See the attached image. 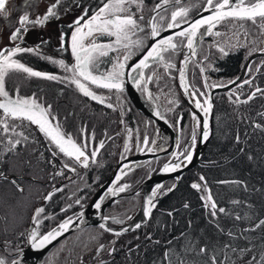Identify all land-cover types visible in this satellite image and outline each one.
<instances>
[{
  "label": "flooded vegetation",
  "instance_id": "af4514ba",
  "mask_svg": "<svg viewBox=\"0 0 264 264\" xmlns=\"http://www.w3.org/2000/svg\"><path fill=\"white\" fill-rule=\"evenodd\" d=\"M36 1L38 7L32 10ZM106 2L108 0H60L57 4V0H6L4 10L0 11V42H4L0 50L16 46L33 48V52L17 53L13 59L35 71L60 77L58 80H49L28 76L21 70H8L4 77L5 90L13 99L17 96L35 98L44 107L50 106L54 123H59L61 131L71 135L77 144L86 143V154L89 156L88 165L85 167L83 158L76 161L60 153L58 147L37 125L27 120L6 118L0 109V121H6L8 126L13 123L16 132L22 131L23 124H27L34 132V139L28 142L32 143L36 154L33 157L34 168L28 167L26 172L24 165L30 159L26 162L23 160L21 173L10 172L12 165L7 164L9 156H1L0 164L3 166L4 163V166L0 167V187L4 185V188H0V194L3 195L5 189L10 187L18 190L12 183L13 180L23 189L18 190L19 193L25 192L26 187L38 184V205L29 221V232L24 234L27 242L16 251L7 250L6 246L9 245L5 243L3 249L9 258L6 262L12 264L16 255L28 245L33 229L41 236L57 223L82 212L94 201L95 204H101L98 210L106 228L101 229V223H97L68 234L52 247L41 264H120L124 256H146L150 258V264H155V261L156 264H214L213 258L215 264H218V245L211 251L203 243L204 225L201 228L204 224L203 215L209 223H216L215 217L210 215L215 209L211 208V201L206 197L210 193L216 208L218 197L213 196L207 179V195L201 188L198 190L192 187L194 183L200 185L201 177L205 176L203 168L208 160L205 158L208 146L203 157L187 169L184 167L189 161L182 153L187 150L192 154L199 144L201 122L196 111L202 110L195 106V101L200 100L204 104L209 98L205 80L207 85H225L241 74L251 56H248L249 50L245 54L247 44L251 43H245L241 38L249 40L250 25L255 23L251 19L226 18L215 24L211 31L203 26L193 37V47L188 48V37H181L176 33L191 31L192 20L208 9L206 0H167L166 3L165 0H142L139 10L135 4H125L124 7L130 10L121 15L135 14L138 25L128 30L127 39L122 38L117 44L115 36L94 32L83 41L85 46H90L93 42L98 45H111V48L98 49L93 53L95 59L89 66L92 75L103 80L114 71V65L118 62L125 64L121 70L123 75L119 77L122 90L104 88L79 77L90 91L103 98L104 102L101 103L84 95L73 82V73L65 71L52 61L62 59L70 67L75 65L76 60L71 51L74 27L69 26L86 10L87 16L84 19L87 20ZM52 5H57L53 9L56 15L44 20ZM157 5L160 7L157 8ZM181 9L187 10V15L183 18L177 17V27L168 28V24L173 23L172 13ZM141 16L143 19H140ZM25 17L27 19H23ZM256 21L260 25L264 24V20L259 21L257 18ZM153 23L160 31V35L155 38L151 36ZM239 23L246 25L242 33L238 28ZM17 29L20 31L16 39H11L12 33ZM4 31L8 34H4ZM83 31H87V28ZM237 32L239 35L236 44L233 43L230 47L221 45V41L227 43ZM169 36L173 38L176 48L162 52V59L150 60L147 68L136 70L135 65L151 45ZM136 41L141 43L137 45ZM261 41L264 42V38ZM36 46L39 48L36 49ZM194 50L195 55L192 52ZM100 51L107 52V55H100ZM129 52L131 55L125 61L124 57ZM235 57L238 59V67L233 70L229 65H232ZM252 61L236 87L214 94V130L209 143L215 136L219 99H242L243 96L238 92L240 88L248 89L249 84L243 82L251 81ZM207 63H211L212 67ZM141 76L143 78L138 79ZM16 84L19 86H15ZM202 84L205 91L202 90ZM257 88L264 90V86L259 85L251 92H255ZM132 95L140 100L139 106ZM2 99L4 98L0 97ZM194 114L198 117L199 124L193 118ZM193 129L196 132L195 142L192 141ZM9 131L5 132L4 123H0V148L1 144L9 140L5 139L3 133L9 135ZM26 136L30 138L32 135ZM22 140L20 139V143ZM101 141L103 147L100 146ZM20 143L17 146L21 153L24 148L19 146ZM93 150L97 153L94 158L91 157ZM139 155H142L139 161H130ZM176 163H180L181 167L175 171L163 170L166 164ZM122 164L125 166L118 170ZM64 165L68 167L65 168ZM160 175L162 180L155 182ZM21 180L30 183H20ZM235 181L236 179L227 177L216 180L221 184ZM121 187H124V191H120ZM55 189L60 191H54ZM154 190L156 196L152 197ZM50 192H54V195L46 200L45 197ZM149 197H152L155 206L147 217L135 220L140 211L149 206ZM41 207L44 212L37 218V224L33 216L36 209ZM134 222L140 227L118 232V229ZM204 228L206 232L212 227L209 225ZM100 244L105 247L98 253ZM225 245L224 255L219 253L225 257L221 260L234 264V253L228 252L232 245ZM175 256H184L186 259L182 258V261L175 263ZM258 264H264V258Z\"/></svg>",
  "mask_w": 264,
  "mask_h": 264
},
{
  "label": "snow or ice",
  "instance_id": "6c2138e0",
  "mask_svg": "<svg viewBox=\"0 0 264 264\" xmlns=\"http://www.w3.org/2000/svg\"><path fill=\"white\" fill-rule=\"evenodd\" d=\"M60 0H57V4H59ZM167 0H165V3ZM208 9L212 12V15L196 20L194 23L191 24L190 28L191 31L185 30L181 31L179 33H176V35L184 37H188V48L193 47V37L197 35V32L201 29L203 26H207L208 30L211 31V28L215 25L220 23L222 20L226 18H239V19H251L253 23L256 22L257 18H260L261 20H264V0H247V3L245 0H206ZM6 0H0V11L4 10L5 8ZM125 4L132 5L135 4L137 6V9L139 10L142 5V0H108V2L103 3V6L100 7L94 14L89 17L87 20H85V16H87V10L85 13L78 17L77 20L73 21V24L69 27H74V31L71 34V51L73 56L75 57L76 63L73 66H69L65 64L64 60H58V61H52L53 63H58L60 67L64 68L65 71H71L73 73V82L76 84V86L79 88L81 92L84 93L86 96H90L93 100H99L101 103L104 102L103 98L98 97L95 95L92 91H90L84 83L81 82L79 77H82L85 81H91L92 84H96L98 86H102L104 88L108 89H118L122 90V82L119 80V77L123 75V72L121 71L125 64L123 62H118L117 65H114V71L109 73L107 77H105L103 80L100 77H97L95 75H92V73L89 71V66L94 62L95 57L93 56V53L96 52L98 49H107L111 48L110 44H103L98 45L96 43H92L90 46H85L83 41L86 37H90L93 35L94 32H98L101 34H106L109 36H115L116 43L119 44L121 42V39H127V32L130 28H136L138 27L137 21L135 19V14L132 15H121V13L128 11L130 9H126L124 7ZM57 5H52L48 12L44 16V20H47L49 16H55V12L53 9ZM157 8L160 7V5L156 6ZM187 15V10L181 9L180 11L173 12L172 13V21L173 23L168 24V28H175L178 26L176 23L177 17L183 18ZM23 19H27L26 17ZM140 19H143L141 16ZM81 21H84V24H81ZM41 22V21H38ZM261 27H264V25H261ZM84 28H87V31H83ZM142 30V29H141ZM20 31V29H17L16 32L12 33L11 39H16L17 33ZM160 35V31L157 29V26L153 23L151 25V36L153 38ZM216 35H219V33H216ZM61 42L62 45L64 43V35L61 36ZM137 45H139L141 42L136 41ZM127 47V45H125ZM39 46H36V49H38ZM176 44L173 43V38L171 36L161 39L156 43H153L151 47L147 50L146 54L143 55V58L139 60L138 64L135 65L136 70H140L143 68L148 67V62L153 59H162L161 53L164 51H167L168 49H175ZM221 52H224L223 48L219 49ZM33 48H21L19 46H16L15 48L11 49H5L0 50V97H3L4 99L0 100V109L3 110V113L5 114V117L13 118V119H20V120H27L31 124H35L38 126L39 130L45 134V136L49 137L50 140L58 147L59 152L65 154L66 156L70 158H74L76 161H81V158H83V165L87 167L89 162V156L86 154L88 145L86 143L84 144H77L75 140L72 139L71 135L66 134L61 131V125L59 123H54L55 118L52 116L50 109V106L47 108L41 105L37 102L35 98L27 99V98H20L17 96V98L13 99L9 96V93L5 90L4 87V77L8 70H21L24 73H26L28 76L31 77H43L49 80H58L60 77L56 75H51L45 72L35 71L31 67L25 66V64L21 63L20 61L13 59V57L17 53L22 52H33ZM100 55H107V52L100 51ZM131 55V52H129L127 55H125L124 60L127 61ZM48 59H51L48 57ZM169 67L171 65H168ZM143 77H139L138 79H142ZM239 78H237L238 80ZM230 84H235L236 81H229ZM244 84H250L251 81L245 80L243 82ZM206 87H224L226 85H205ZM243 85H240L242 87ZM262 90L257 88L255 92H253L249 97L248 100H251L255 97V95L258 92H261ZM201 95H204L201 93ZM247 103L248 101H244ZM206 105V106H205ZM195 106L197 108H200L204 114L205 117H207V114L211 110V102L210 99L206 100L204 104L201 103L200 100L195 101ZM111 107V105H109ZM194 119L197 120V124H199L198 117L193 116ZM0 123H4V131H9V126L6 121H0ZM208 121L207 119H204L203 121V138L207 139L208 136ZM20 135H23L22 133ZM67 137V138H66ZM192 141H196V132L195 129H193L192 133ZM20 141L16 140L15 144H19ZM147 143V141H145ZM13 145V147L15 146ZM101 147H103V141H101ZM127 147V146H126ZM151 150V149H149ZM96 150H93L91 152V157L94 158L96 156ZM55 155V153H54ZM184 158L188 161L192 160V154L190 151H185L182 153ZM179 157H177V160ZM65 168L68 167V165H64ZM181 164L176 163L173 165L166 164L164 166V171H175L176 169L180 168ZM74 171V169H73ZM2 175V174H0ZM119 179V177H117ZM201 180H203V177H201ZM12 183L16 185L18 190L23 191L22 188L18 184H16V181L13 180ZM127 187V186H125ZM193 188L200 189L201 185L199 184H193ZM54 191H60V189H55ZM120 191H124V187L120 188ZM114 194V193H113ZM52 195H54V192H50L45 199H51ZM156 196V191L154 190L152 193V197ZM152 197H149L148 204L149 207L145 209V214H149L151 212V208L155 205L153 204ZM207 200L211 201V208L216 209V203L212 200V197L210 193L206 197ZM79 203V201H77ZM97 209L101 208V204L97 203L95 205ZM63 211V210H62ZM220 212H224L225 209L220 208ZM44 212V208H37L36 212L33 216V220L38 224L39 220L37 219L41 213ZM215 215V211L212 213ZM71 223V218L66 219L62 223H60L56 228L51 229L47 233H45L42 236L38 235V232L36 229H33L30 233L29 239L33 247H43L47 243H50L52 240H54L58 235L62 234L63 231H66ZM261 224H264V221H261ZM101 229H105L106 226L104 224L100 225ZM136 227H140L139 224L136 225ZM110 230V229H108ZM39 241V243H37ZM105 245L100 244L99 248L97 249V252L103 250ZM114 251V249H113ZM203 252L204 249H201ZM213 262L215 264V258H213ZM0 264H7V262L0 258ZM12 264H19L18 261H13Z\"/></svg>",
  "mask_w": 264,
  "mask_h": 264
},
{
  "label": "trees",
  "instance_id": "16d2710c",
  "mask_svg": "<svg viewBox=\"0 0 264 264\" xmlns=\"http://www.w3.org/2000/svg\"><path fill=\"white\" fill-rule=\"evenodd\" d=\"M262 60L264 61L260 59L251 63L252 78L248 85L249 90H246L242 99L231 100L234 101L236 110L232 105L221 104V101L216 107V118H219V123L216 122L215 136L208 145L205 157L208 160L203 168L205 175L203 177L208 183L210 182L213 196L225 202L222 205L225 211L221 216L234 213L229 219V225L223 227L229 231L230 239L228 242L223 241L225 244L232 245L234 255L239 252L252 255L250 264H258L259 260L264 258V224H261V221H264V90L248 100L253 88L259 85L264 86V62H260ZM229 67L236 70L238 67L236 57L233 58L232 65ZM236 114L239 115L238 119ZM18 151L20 153L21 150L18 149ZM27 165L29 163H26L24 168H28ZM0 167L3 166L0 164ZM222 177L234 178L236 181L222 184L216 182ZM10 188H6V192L3 193L10 195V202L6 206L9 210L15 204L12 198L15 202L17 201L16 195L12 192L18 193L15 187ZM219 193L220 196H218ZM0 197L1 203L4 197L1 194ZM238 205L240 206L237 207ZM7 215L8 213L0 205V230L3 232L5 229L8 230ZM206 218L203 215L202 221L205 223L201 228L203 225L209 226ZM216 222L218 223V219ZM204 227L202 228L203 240L210 246H217V238L212 237L221 236V234L212 229L205 232ZM223 237L227 236L224 234ZM0 248L3 249L2 246ZM182 258L185 257L175 256L173 259L175 263H179ZM232 258L235 262L238 261V257L232 256ZM217 262L226 264L221 258H218Z\"/></svg>",
  "mask_w": 264,
  "mask_h": 264
},
{
  "label": "rangeland",
  "instance_id": "374dc122",
  "mask_svg": "<svg viewBox=\"0 0 264 264\" xmlns=\"http://www.w3.org/2000/svg\"><path fill=\"white\" fill-rule=\"evenodd\" d=\"M37 7H38V2L36 1L34 6H32V10H35ZM258 20L260 21V18H258ZM255 24L250 25L251 35H250L249 40L247 41L246 39H244V37L241 38V41H244L245 43H247V42L251 43V44H247V49L245 52V54H246L247 51L249 50L248 56L250 54L252 55L257 50L258 51H264V50H260V49H264V47H263L264 42L261 41L262 38H264V27H261V25L258 24V21H256ZM238 28L241 30V33H242L245 31L246 25L244 23H239ZM4 34L7 35L8 33L4 31ZM238 35L239 34L237 32L236 35L233 36L232 40H229L227 43H225V41H221L220 42L221 45L222 46L226 45L227 47H230L233 43L236 44ZM3 46H4V42L1 41L0 42V49H2ZM260 59H264V55H261V56L254 58L253 61L255 63V61L257 62ZM260 62H264V61L262 60ZM207 65L210 68L212 67L211 63H207ZM236 85L234 87H236ZM15 86H19V84H16ZM23 87H25L24 84H23ZM202 90L205 91L203 84H202ZM245 92H246L245 88L244 89L240 88L238 93L241 96H244ZM220 101L222 102L221 104H227L229 106L232 105L234 110H236V106H235V104H233L234 101H231V99L220 98L219 102ZM236 115H237L236 119H238L239 115L238 114H236ZM218 119L216 118V122H218ZM20 123L23 124L22 122H20ZM9 126L11 128V131H9V133H8L9 135H6L7 133L6 134L3 133L5 139H7V140L9 139V140H8V142L1 144L2 147L0 148V158H1V155L9 156V158L7 159V164L13 165L10 172L21 173L23 160L26 162L29 159L30 160L27 161V163H29V165H27V167H31L33 169L34 165H35L33 157H35L36 154H35L34 146L32 145V143H29L28 141L34 139V134H33L34 132L28 128L27 124H25V125L23 124L21 132H16V128L13 126V123H11V125H9ZM28 130H30V131H28ZM21 133L23 135H20ZM26 134L32 135V136L30 138H28L26 136ZM20 139H23V140L21 141V143H20L21 145H19V146H22L24 148V150L19 154L18 153L19 152L18 146H17V144H15V141L16 140L20 141ZM14 144H15V146L13 147ZM15 153H17V154H15ZM16 156H17V158H16ZM15 162H17V163H15ZM2 164L4 166V163H2ZM27 170H29V168L26 169V172H27ZM31 173H33V171ZM20 183H27V185H29L30 182H26L24 180H21ZM200 185H201V190L203 191V193L205 195H207L208 186H207V183H206V180L204 177H203V180H201ZM2 187L4 188V185H1L0 188H2ZM16 191L18 192L17 194L14 192H12V194L16 195L17 205H15L16 202H15L14 198H12L15 204L13 207H11L12 208L11 210H9L6 207L10 202V198H9L10 195L9 194H3L4 199L0 203L1 207H3V210L8 213V215H7L8 216V220H7L8 230L5 229V232L0 230V241H2V243L4 242V243L8 244L9 246H6V247H7V250H10V251H16L18 249H21L26 244L27 240H26V236L24 234L26 232H29V228H28L29 227V221L31 219L33 211L35 210V208L38 205V184L37 185L33 184L31 187H26V191L23 193H19L18 190H16ZM218 196H220V193ZM20 201H21V204H20ZM218 203H219L218 207L214 210V211H217V213H215V215L212 214L213 211L210 213L211 217L212 216L215 217V221L218 219V223L217 222L215 224L209 223V225L212 227L211 229L213 231H216V232L221 234V236H217L218 239H216V238L215 239L218 241L217 242V244H218V256H219V258L225 259V257L219 255V253L224 255V253H225L224 252V248H225V242L224 241H227V242L229 241L230 234H229V231L225 230L223 227L229 225V223H230L229 219H230L231 215H233L234 213L232 212L231 214L229 213L230 215L221 216V214L224 212H220L219 209L223 208L222 205L225 202L222 199H219V197H218ZM239 206L240 205H238L237 207H239ZM15 207H16V209H15ZM224 234L227 237H223ZM203 243L208 245V243H206L205 240H203ZM204 244H203V246H204ZM0 246L4 247L3 244H0ZM208 247L211 251H214L213 246L208 245ZM204 249H205V246H204ZM228 252L234 253V248L230 247ZM227 254H229V253H227ZM7 256L8 255L6 254V251H4V249L0 248V258H3L6 261L7 259L9 260V258ZM234 256L238 257V261H236V262L232 258V261L235 262V264H241V263L250 264L251 263L250 260H252V255L250 256L248 253L244 254V252L242 254H241V252H239V254L235 253ZM228 258L231 259V256H228ZM149 261H150V258H148L146 256H124V258L122 259L120 264H150ZM155 264H156V261H155Z\"/></svg>",
  "mask_w": 264,
  "mask_h": 264
},
{
  "label": "water",
  "instance_id": "95a60500",
  "mask_svg": "<svg viewBox=\"0 0 264 264\" xmlns=\"http://www.w3.org/2000/svg\"><path fill=\"white\" fill-rule=\"evenodd\" d=\"M212 15V12L210 10H204L202 11L198 16H196L191 23H194L196 20H200V19H204L208 16ZM198 42V41H197ZM197 46V45H196ZM196 50V49H195ZM195 50L192 51L195 55ZM264 55V51H257L255 53H253L247 60L242 73L237 77L239 78L237 80V78H235L232 81H236L235 84H230L227 83L225 84L226 86L224 87H215L213 89H210L209 87H206L210 102H211V110L209 111V113L207 114V117H205L204 112L202 111H196V114L198 115L200 122H201V131H200V137H199V144L197 146V148L193 151L192 153V160L188 162V164L184 167L185 169L195 165V163H197L205 154L206 152V148L208 146L209 140L212 137L213 134V130H214V94L217 92H223V91H230L246 74V71L248 69L249 63L256 57ZM203 70V69H202ZM204 74V71H203ZM205 84H207L206 80H205ZM132 98L134 99L135 103L139 106V102L140 100L137 98V96L135 97L134 95H132ZM204 119H207L208 121V136L207 139L203 138V121ZM142 157V155H139L137 157H133L130 159L131 162H137L139 161V159ZM125 166V164H122L118 170H121L123 167ZM162 180V176L160 175L158 178H156L155 182H160ZM95 203L94 201H92L90 203V205L88 207H86L82 212L74 215L71 218V223L69 228L66 231H63L62 234L58 235L54 240H52L50 243H47L45 246L43 247H33L30 239H29V243L28 245L22 249L14 258L13 261H18L19 264H41L43 259L45 258V256L48 254V252L52 249V247H54V245L61 240L63 237L67 236L68 234L83 228L85 226L91 225V224H97V223H101L104 224L102 221V218L100 216V210H98L95 207ZM149 206H145L139 213L138 217L135 220H141L144 217H147V215L149 214H145V209L148 208ZM101 218V219H100ZM65 221V220H63ZM63 221L57 223L55 226H53L52 228H50L49 230H47L45 233H47L48 231H50L53 228H56L60 223H62ZM144 220L141 221V223H143ZM136 223H131L128 226H125L121 229H118V232H126L129 230H132L136 227ZM45 233H43L42 235H44ZM41 235V236H42ZM37 243H39V241H37Z\"/></svg>",
  "mask_w": 264,
  "mask_h": 264
},
{
  "label": "bare ground",
  "instance_id": "6f19581e",
  "mask_svg": "<svg viewBox=\"0 0 264 264\" xmlns=\"http://www.w3.org/2000/svg\"><path fill=\"white\" fill-rule=\"evenodd\" d=\"M49 252H50V251H49ZM49 252H48V253H49ZM45 257H46V256H45ZM43 260H44V259H43Z\"/></svg>",
  "mask_w": 264,
  "mask_h": 264
}]
</instances>
